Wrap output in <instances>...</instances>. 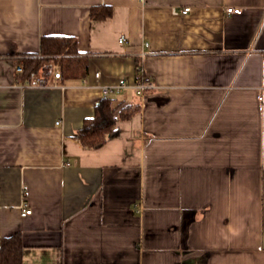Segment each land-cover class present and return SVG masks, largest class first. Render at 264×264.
<instances>
[{"label": "crops", "instance_id": "0c3cea01", "mask_svg": "<svg viewBox=\"0 0 264 264\" xmlns=\"http://www.w3.org/2000/svg\"><path fill=\"white\" fill-rule=\"evenodd\" d=\"M51 35L88 75L27 86ZM139 66L156 88L112 93L138 111L84 146ZM18 232L23 264H264V0H0V243Z\"/></svg>", "mask_w": 264, "mask_h": 264}, {"label": "trees", "instance_id": "16d2710c", "mask_svg": "<svg viewBox=\"0 0 264 264\" xmlns=\"http://www.w3.org/2000/svg\"><path fill=\"white\" fill-rule=\"evenodd\" d=\"M113 15L110 6H98L92 10L94 20H104ZM53 63L62 72L63 79H82L88 75V61L79 52L78 40L70 36H44L41 51L23 58L22 82H27L31 74L38 72L45 63ZM139 66L138 77L143 76ZM114 99L104 98L96 106L93 118L85 121L77 138L90 148L103 147L107 141L119 135L118 124L130 120L138 111L137 106L120 102L114 105ZM24 244L21 233L5 238L0 243V264H23Z\"/></svg>", "mask_w": 264, "mask_h": 264}, {"label": "built area", "instance_id": "2783aa9c", "mask_svg": "<svg viewBox=\"0 0 264 264\" xmlns=\"http://www.w3.org/2000/svg\"><path fill=\"white\" fill-rule=\"evenodd\" d=\"M134 2H142L144 0H131ZM190 11V7L184 8L182 11L184 14ZM229 13L241 14L242 11L240 9L231 8L228 10ZM126 37L122 36L119 40L121 44L125 43ZM17 72L23 73L24 66L23 64L16 66ZM99 77V74H97ZM63 80L62 72L59 68H57L53 63H45L38 72H34L31 74L30 79L26 82L27 86L37 87V88H50L57 87L59 83ZM134 89L139 93H144L149 90H153L156 88L153 80L143 74V76L137 77L134 83H129L126 80H121L118 84L114 86H104L103 92L105 98H109L112 93L120 94L125 89ZM33 213V210L29 208L27 204H25L22 208V215L29 216Z\"/></svg>", "mask_w": 264, "mask_h": 264}]
</instances>
